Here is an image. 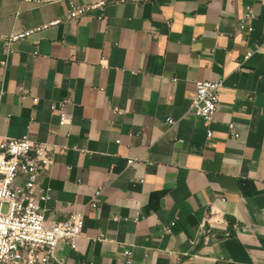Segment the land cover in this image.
Returning <instances> with one entry per match:
<instances>
[{
  "label": "crops",
  "instance_id": "0c3cea01",
  "mask_svg": "<svg viewBox=\"0 0 264 264\" xmlns=\"http://www.w3.org/2000/svg\"><path fill=\"white\" fill-rule=\"evenodd\" d=\"M122 1L9 54L0 42V137L48 146L38 184L49 189V224L82 211L77 249L58 243L56 255L66 264H127L126 250L129 264H264V0ZM67 9L0 0V34ZM245 16L249 32L238 28ZM205 80L222 81L210 139L188 114ZM211 213L224 224L205 243Z\"/></svg>",
  "mask_w": 264,
  "mask_h": 264
},
{
  "label": "built area",
  "instance_id": "2783aa9c",
  "mask_svg": "<svg viewBox=\"0 0 264 264\" xmlns=\"http://www.w3.org/2000/svg\"><path fill=\"white\" fill-rule=\"evenodd\" d=\"M23 3L39 5L50 4L62 0H18ZM68 9L61 19L47 24L25 30L20 33L8 35L0 34V42L6 52L11 53V47L15 43L28 39L32 34L45 30L50 26L61 23L77 24L81 17L94 11L102 10L107 4L123 2L98 1L96 3L76 6L70 0ZM245 16L240 21L238 28L241 31H250L246 25ZM247 52L243 60L251 57ZM222 81H198L195 84L194 98L188 114L201 119L206 132V138H211L210 125L213 115L219 104V89ZM25 91L19 93V99L24 100ZM36 102V99L32 100ZM68 101H63L58 108L61 111ZM56 107L52 106V109ZM59 121L63 124L66 115L59 114ZM172 125V121L167 122ZM229 136L236 138L237 134L228 125ZM133 161H127L131 165ZM52 163L50 150L46 144L31 140L28 135L18 139L0 137V264H66L55 253L58 243H63L72 250H76L77 240L82 235L83 215L82 211H75L68 215L61 223L49 224L45 219V204L50 200L49 189H42L38 184L39 175L47 171ZM21 179L22 182L17 181ZM100 189L96 192V195ZM91 204V208H95ZM4 208H6L4 212ZM211 213L201 224L203 240L205 243L216 240L214 229L219 228L224 222L218 220ZM130 251L126 250L124 256L129 264Z\"/></svg>",
  "mask_w": 264,
  "mask_h": 264
},
{
  "label": "rangeland",
  "instance_id": "374dc122",
  "mask_svg": "<svg viewBox=\"0 0 264 264\" xmlns=\"http://www.w3.org/2000/svg\"><path fill=\"white\" fill-rule=\"evenodd\" d=\"M6 208H4V212H5Z\"/></svg>",
  "mask_w": 264,
  "mask_h": 264
}]
</instances>
